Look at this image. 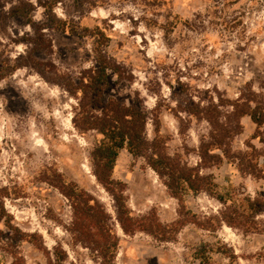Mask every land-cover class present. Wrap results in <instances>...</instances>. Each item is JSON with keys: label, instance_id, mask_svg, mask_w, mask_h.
I'll return each instance as SVG.
<instances>
[{"label": "rangeland", "instance_id": "374dc122", "mask_svg": "<svg viewBox=\"0 0 264 264\" xmlns=\"http://www.w3.org/2000/svg\"><path fill=\"white\" fill-rule=\"evenodd\" d=\"M98 29L112 70L89 104L100 111L115 100L154 114L167 153L192 167L201 163L202 141H210L206 119L218 115L212 104L253 92L264 105V0H0V202L25 238L14 241L20 233L0 223V264H57L55 249L65 253L63 264L102 263L70 232L74 211L51 184L56 173L105 207L119 238L115 264H264V233L220 221L224 207L207 193L172 197L146 160L131 155L114 170L121 184L112 194L125 195L132 217L152 233L123 231L115 198L93 173L90 153L100 136L73 122L80 89L97 77ZM195 105L200 117L186 113ZM219 111L221 125L234 126L233 108ZM239 122L240 134L226 141L231 158L203 174L222 193L258 198L264 182L244 173L235 156L253 145L263 165L264 143L253 138L264 127L248 116ZM154 129L149 120L150 140ZM202 244L209 259L196 257Z\"/></svg>", "mask_w": 264, "mask_h": 264}, {"label": "trees", "instance_id": "16d2710c", "mask_svg": "<svg viewBox=\"0 0 264 264\" xmlns=\"http://www.w3.org/2000/svg\"><path fill=\"white\" fill-rule=\"evenodd\" d=\"M56 1L52 3V6ZM61 30L66 32L67 23L62 22ZM73 31V29H72ZM100 35L98 43L99 50L96 61L98 64L97 77L92 83L81 90L79 107L73 122L81 132L96 131L100 139L96 142L90 153L93 173L97 181L103 185L111 194V186L121 184L113 178L114 170L118 164L121 152L126 150L133 158H144L148 166L153 169L167 187L169 194L181 200L188 194L207 193L217 199L224 207L220 213V221L231 227L241 229L244 234L264 233V221L260 220L264 212V191L258 198L247 195H237L232 192L222 193L213 175L203 174L204 169L218 165L224 159H230L229 147L226 143L232 137L240 134L242 125L239 119L245 116L251 118L258 129L264 127V105L255 101V93L249 96L241 94L236 101L219 99L218 104H212V112L217 117L209 116L207 121L212 127L209 135L210 141H202L199 148L201 163L192 167L179 156H171L167 153L166 143L161 137V129L156 123V116L130 105L121 104L115 100H107L103 103L100 111L93 109L89 104L91 95L101 97L103 88L109 81V71L112 70L111 63L103 54L101 47L106 39L104 32L98 29ZM87 101V102H86ZM229 105L233 108L231 115L237 121L234 126L224 127L219 122L220 108ZM190 116L200 117L203 109L200 105L186 111ZM154 122L155 136L150 140L147 136L146 126L148 121ZM260 138L264 143V136L256 135L253 139ZM250 151L239 152L235 156L242 162L244 173L255 176L264 182V164L260 163V154L253 145H248ZM248 159V160H247ZM257 161L256 163L254 161ZM264 163V160L262 161ZM51 184L69 200L74 211V221L70 232L77 241L81 238L86 241L92 251L102 259L101 264H115L119 249V238L112 228L111 217L103 204L91 193L81 188L78 184L67 181L60 173H56ZM116 202L117 219L125 233H135L138 230L152 233L149 226L143 225L141 221L132 217V212L127 206L125 195L112 194ZM2 195L0 194V197ZM0 223H4L9 230L20 233L19 229L13 227L11 217L0 202ZM157 226L166 230L168 227L156 222ZM169 230H172L169 228ZM177 233V232H176ZM14 241H25L24 233L12 238ZM161 241H170L171 237L166 234L160 235ZM206 244H202L196 252L197 259H209L204 251ZM225 254V253H223ZM264 260V253L259 255ZM55 262L63 264L66 255L62 250L55 249ZM211 258V257H210ZM202 264V263H201Z\"/></svg>", "mask_w": 264, "mask_h": 264}, {"label": "crops", "instance_id": "0c3cea01", "mask_svg": "<svg viewBox=\"0 0 264 264\" xmlns=\"http://www.w3.org/2000/svg\"><path fill=\"white\" fill-rule=\"evenodd\" d=\"M128 155H130L126 150H123L122 152H121V155H120V158L122 159V158H124V157H126V156H128ZM120 158H119V160H120ZM119 160H118V162H119Z\"/></svg>", "mask_w": 264, "mask_h": 264}]
</instances>
